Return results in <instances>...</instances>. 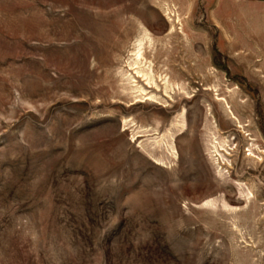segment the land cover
I'll list each match as a JSON object with an SVG mask.
<instances>
[{"label": "rangeland", "instance_id": "374dc122", "mask_svg": "<svg viewBox=\"0 0 264 264\" xmlns=\"http://www.w3.org/2000/svg\"><path fill=\"white\" fill-rule=\"evenodd\" d=\"M0 264H264V0H0Z\"/></svg>", "mask_w": 264, "mask_h": 264}, {"label": "bare ground", "instance_id": "6f19581e", "mask_svg": "<svg viewBox=\"0 0 264 264\" xmlns=\"http://www.w3.org/2000/svg\"><path fill=\"white\" fill-rule=\"evenodd\" d=\"M166 85H167V84H166ZM166 85H165V86H166ZM166 87H167V86H166Z\"/></svg>", "mask_w": 264, "mask_h": 264}]
</instances>
